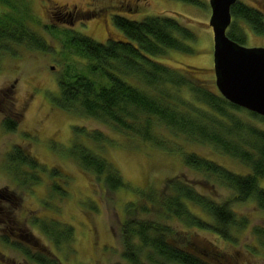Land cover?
Wrapping results in <instances>:
<instances>
[{"label": "trees", "instance_id": "1", "mask_svg": "<svg viewBox=\"0 0 264 264\" xmlns=\"http://www.w3.org/2000/svg\"><path fill=\"white\" fill-rule=\"evenodd\" d=\"M231 13L232 23L227 30L231 39L240 44L247 39L239 22L264 35V13L260 9L237 1L231 6ZM35 19L29 0H0V58L4 53L15 54L16 46L49 50L46 38L33 27L38 23ZM113 23L125 39L102 43L69 28L59 29V53L66 66L59 76V107L94 118L117 133L137 137L170 153L179 150L177 145L181 142L211 145L248 170L233 171L195 153L181 152L183 160L230 189L238 203L252 200L264 210V188L259 183L264 178V126L243 119L238 113H249L262 122L264 116L228 101L216 84L201 76L204 68L184 64L174 67L155 58L164 57L170 49L191 50L184 40L195 35L177 18L158 14L138 21L116 15ZM52 28L46 26L48 31ZM18 121L17 117H7L2 126L13 131ZM87 136L95 147L107 140L97 130L87 131ZM73 143L72 158L83 170L101 178L109 192L127 187L115 163L100 152ZM22 151L15 146L9 153L12 171H22V165L41 169L37 160ZM32 178V183H36V175ZM166 186L168 192L152 187L150 192L138 191V199L128 202L127 211L139 208L143 218L122 222V257L127 264H239L216 245L198 241L194 231H209L236 243L232 231L239 229L242 233L250 218L239 216L230 199L212 200L181 178L166 180ZM191 203L209 218L199 216ZM170 219L174 221L169 223ZM176 223L184 227L178 228ZM52 224L42 226L44 233L49 234L57 226ZM60 225V241L70 240L73 227L59 221ZM253 234L264 243V227L254 226ZM4 241L9 242L7 238Z\"/></svg>", "mask_w": 264, "mask_h": 264}, {"label": "rangeland", "instance_id": "2", "mask_svg": "<svg viewBox=\"0 0 264 264\" xmlns=\"http://www.w3.org/2000/svg\"><path fill=\"white\" fill-rule=\"evenodd\" d=\"M240 1L264 13V0ZM29 2L38 22L33 27L46 38L49 50L14 45L15 54L4 53L0 58V208L11 210L12 220L42 244L53 246V241L42 232L44 223L60 221L72 226L70 240L61 242L59 237V252L56 251L59 257L51 254L52 258L59 259V264H127L122 257V222L137 216L143 218L139 208L127 211L128 202L138 199V191L150 192L152 187L161 193L168 192L166 180L181 178L212 200L230 199L238 215H247L251 220L242 233L239 229L232 231L236 243L200 230L194 231L197 240L216 245L235 263L264 264V243L253 234L254 226L264 227V210L252 200L238 203L230 189L186 164L181 152L195 153L244 173L248 168L242 163L208 144L181 142L175 153L159 150L137 137L117 133L94 118L64 110L57 103L59 76L66 67L59 53V29L69 28L102 43L109 39H125L113 23L116 15L138 21L158 14L177 18L195 35L193 39L184 40L191 50L170 49L164 57L155 58L174 67L184 64L204 68L206 71L201 76L215 84L210 0L195 3L187 0ZM238 25L247 35L244 46L264 47V35L256 34L243 22ZM46 26L54 27L48 31ZM238 114L264 126V122L252 118L249 113ZM7 117L19 119L15 130L8 131L2 126ZM94 130L102 132L107 139L96 147L87 136V131ZM73 142L100 152L115 163L128 188L119 187L116 192H109L101 178L83 170L72 158ZM15 146L24 150L23 155L28 152L39 162L41 169L32 170L22 165V171H12L8 156ZM32 175H36V183H32ZM259 183L264 188V178ZM191 205L199 216L209 218L200 207ZM172 221L168 220L169 223ZM176 224L178 228L181 226ZM4 236L17 239L11 235L9 227L0 228V255L16 264H27L22 247L6 243Z\"/></svg>", "mask_w": 264, "mask_h": 264}, {"label": "water", "instance_id": "3", "mask_svg": "<svg viewBox=\"0 0 264 264\" xmlns=\"http://www.w3.org/2000/svg\"><path fill=\"white\" fill-rule=\"evenodd\" d=\"M240 0H210L215 84L231 103L264 116V47L231 39V6Z\"/></svg>", "mask_w": 264, "mask_h": 264}, {"label": "flooded vegetation", "instance_id": "4", "mask_svg": "<svg viewBox=\"0 0 264 264\" xmlns=\"http://www.w3.org/2000/svg\"><path fill=\"white\" fill-rule=\"evenodd\" d=\"M0 214V228L4 230L6 226L9 227L11 235L17 239L8 238L7 236L4 237L9 239V243L18 244L22 247L24 259L27 264H59V259L52 258L53 256H51V254H54L56 257H59V255L57 256L59 252V222H56L57 226L51 228L52 230L48 232L49 234L42 231L44 235L49 236L50 240L53 241V246H51L49 244H42L33 234L25 231V228L14 222L12 220L13 212L11 210L0 208ZM52 223L54 222H50L51 225H53ZM53 259L54 261H52ZM0 263L16 264L15 261L8 260L3 254L0 255Z\"/></svg>", "mask_w": 264, "mask_h": 264}]
</instances>
